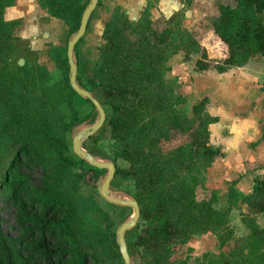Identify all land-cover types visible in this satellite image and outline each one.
Returning <instances> with one entry per match:
<instances>
[{"label": "trees", "instance_id": "1", "mask_svg": "<svg viewBox=\"0 0 264 264\" xmlns=\"http://www.w3.org/2000/svg\"><path fill=\"white\" fill-rule=\"evenodd\" d=\"M261 1L219 2L218 14L205 28L193 27L182 15L157 28L148 8L133 20L117 7L105 21L93 77L101 103L110 107L102 127L118 144L112 159L120 157L129 163L127 168L116 166V173L134 180L143 225L128 248L130 254L141 250L142 264H189L186 258H171L174 246L207 231L216 234L223 248L217 257L220 264L262 262L264 228L243 213L251 235L235 237L228 223L230 205L216 208L215 191L204 187L213 161L209 125L217 120L206 110L208 98L192 103L189 115L182 107L185 97L178 92V79L167 76L169 58L180 51L185 60L197 55V71L211 66L207 46L200 41L204 33L209 36L207 43L218 42L224 48L222 60L213 64L219 72L255 56L264 62V14L257 10ZM13 2L0 0V192L12 197L23 234L17 249L16 242L0 236V264H88L100 248L110 255H115L114 249L121 256L110 215L93 195L79 192L83 175L93 168L83 166L67 138L72 126L86 118L73 109L68 120L59 107L65 101L71 105L75 94L68 81L66 51L55 46L50 53L64 77L57 81L50 80L43 64L11 68L19 22L5 19L4 10ZM39 4L72 32L86 2L39 0ZM166 134L177 138L186 134V138L164 151L159 140ZM77 165L80 172L74 171ZM30 166L42 173L34 188L25 171ZM202 190L206 194L200 197ZM229 193L230 202L232 187ZM94 212L104 227L87 226ZM231 240L234 244L226 252ZM210 254L204 253L194 264H212L207 260Z\"/></svg>", "mask_w": 264, "mask_h": 264}, {"label": "crops", "instance_id": "2", "mask_svg": "<svg viewBox=\"0 0 264 264\" xmlns=\"http://www.w3.org/2000/svg\"><path fill=\"white\" fill-rule=\"evenodd\" d=\"M219 2L234 4L235 0H99L84 35L89 34L90 38V33L93 32L91 29L94 23L93 17L102 4L109 12L108 18L111 12L119 7L133 20L137 19L145 8H148L152 19L154 10H157L162 17L169 19L184 8L182 16L187 19L192 18L195 20L192 22L193 27H199L198 25L202 24L200 21L211 20L218 14ZM257 10L264 14V0L257 5ZM4 17L7 20L19 22L17 29L16 27L14 29L16 34L20 31V26L22 27V21H37L33 23V27L36 28L41 20L45 21L44 17H48L46 25L43 26V30H47V33L43 35L47 36L52 35L51 28L55 29L56 26L61 29L60 26L65 24L42 7L39 0H14L13 4L5 8ZM97 18L100 19V23L96 27L102 39L103 27L108 18L102 16ZM84 35L82 38H85ZM80 40L75 46L76 55ZM55 46L61 48L59 43ZM172 57L168 60L169 65ZM192 69L194 80L187 83V86L188 91L197 95L193 101L207 97L206 110L217 116V120L209 125V143L213 148L211 153L213 161L207 168L204 187L215 191L216 208H225L230 205L228 223L234 229L235 237L248 239L251 232L242 220L243 213L252 215L257 225L264 228L263 58L252 57L245 64L231 66L222 72L217 71L213 64L205 70L197 71L194 59ZM80 98L75 93L73 102L86 105V101ZM81 111L84 112L83 107ZM231 187L234 193L229 202ZM233 244L234 241L231 240L224 250L227 252ZM222 249L214 232H197L186 242L177 244L175 258H187L189 264H194L203 258L204 253L218 256ZM261 264H264V257Z\"/></svg>", "mask_w": 264, "mask_h": 264}, {"label": "rangeland", "instance_id": "3", "mask_svg": "<svg viewBox=\"0 0 264 264\" xmlns=\"http://www.w3.org/2000/svg\"><path fill=\"white\" fill-rule=\"evenodd\" d=\"M84 2H88V0H83ZM97 13L93 17V22L91 26V29L93 32L89 34H86L85 38H81L80 42L78 43V51H77V59H78V78L80 82L87 88L91 89L97 97L100 99L101 94L98 86L97 80L93 77V69L94 67L99 63V50L98 46L101 44V33L98 31L96 25L100 23V19L97 18L99 16L107 17L109 15L108 10L102 6H99L97 8ZM184 8L181 9L178 14H176L174 17H177L179 15H184ZM153 22L155 27L162 28L163 25H165L166 18L162 17L157 10H154L153 14ZM174 17L169 18L170 20ZM45 21L41 20L38 25H36V28L33 27V23L37 21H22V27L20 26V31L18 34H16V31L14 30V33L16 36L15 40V47L14 52L9 58V64L10 67L13 69H16L18 65H23L24 63H28L30 65L37 64H43L46 66L47 70L50 73V80L51 81H57L63 77L59 67L55 63V60L53 58L51 59L50 53L53 47L57 43L61 45L62 51H66V44H67V38L70 34L68 31V27L65 24H62L60 26L61 29H58V27L55 26L54 28H51L52 35H43V33H47V30H43V26H45V22L48 20V17H44ZM187 20V18H186ZM187 21L194 22L195 20H192V18H189ZM202 22L201 25H198L199 28H205L208 27L210 24V20L207 19L206 21H200ZM21 24V22H20ZM50 25V24H49ZM96 27V28H95ZM17 29V27H16ZM57 30V31H56ZM45 31V32H44ZM31 32V34H29ZM35 33V34H32ZM200 34V33H199ZM209 39V36L204 33L203 36L200 35V41L202 42V46H207L208 49V55L211 58L212 64L215 62H220L222 60L223 54H224V48L218 44V42H213L209 40L207 43L206 40ZM183 52L180 51L176 55L172 57L170 61L171 69L168 71L167 76L170 78L176 77L178 79V92L182 94L185 97V103L182 105L184 109L191 115L190 108L192 103H194L193 100L197 98V95L192 94L191 91H188V84L193 81V61L196 58V54H192V57L189 59L190 61L184 59ZM64 78V77H63ZM186 82V84H185ZM77 97H81L77 94ZM80 99H84L86 102V105H79L76 101H74L71 105L68 102H63L59 105V107L64 111L66 118L70 120L73 109L76 110L78 113V116L80 118H94L96 116V111L94 110V107L91 102H89L86 98L81 97ZM82 102V101H81ZM84 108V112L81 111V108ZM105 111L108 114L110 112V107L107 105H104ZM163 118V116H162ZM191 126L194 127V122L191 123ZM186 134H180L178 135V138L176 136L171 137L169 134L164 135L159 140V145L161 148L166 151L173 147L176 143L183 142ZM67 138L70 144V149L72 150V140H71V130H69L67 134ZM190 139V138H189ZM175 143V144H174ZM117 143L112 139L110 136V132L107 128L102 127L100 128L94 135L90 136L88 139H86L83 143V146L90 150L91 152H95L98 155H101L103 157H110L113 158V151L117 147ZM77 157V156H76ZM77 159H79L77 157ZM115 163L117 167L120 168H127L129 167V163L122 159V158H116ZM84 167L90 168L91 166L84 162ZM93 170V177L97 178L98 176L102 175L105 172V169H92ZM26 173L28 174V182L31 188H34L37 186L41 179V170L39 167H27L25 168ZM74 171L80 172L81 169L79 165L74 168ZM86 174L83 175L81 186L79 189V192L84 195H93L95 199L97 200L98 204L101 206L103 210H105L109 215L110 218L113 221L112 231L115 234V231L120 224V222L125 219L127 216H129L132 212V209L127 206H121V205H115L104 199L98 192L97 188L89 183L86 178ZM111 188L113 190H126L133 195L136 194V189L134 186V180L132 177L124 178L119 173H116L111 181ZM206 194L205 190L201 191L200 197H203V195ZM87 226L93 227L94 224H98V227H104L105 222L101 221L100 215L98 212H94L91 214L90 218L86 222ZM141 225H143V222L139 221L137 222L136 226L126 233V239L127 242L131 243L135 240L137 233L140 230ZM23 234V228L20 226L17 218V212H16V206L14 204V201L12 197L8 195H4L2 192H0V236L4 237L8 241L16 242V249L17 244L19 242L20 236ZM96 243V242H95ZM25 245H28L27 242H25ZM173 248L172 257L175 258V247ZM84 250H87L89 252L93 251L94 248L91 246H83ZM141 249V248H140ZM2 250L0 249V257H1ZM113 253L115 255H110L106 250L98 249V253L96 254L95 258H89L88 264H121L123 262L122 257L116 255V251L113 249ZM132 257L136 260L137 263H141V250L138 252L131 251ZM217 254H210L208 256V260L213 261L212 264H220V260L217 258ZM36 256H34V259ZM187 259V258H186Z\"/></svg>", "mask_w": 264, "mask_h": 264}, {"label": "water", "instance_id": "4", "mask_svg": "<svg viewBox=\"0 0 264 264\" xmlns=\"http://www.w3.org/2000/svg\"><path fill=\"white\" fill-rule=\"evenodd\" d=\"M98 2L99 0H88L81 13L78 27L70 32L67 38L66 57L68 63V81L70 87L75 93L89 100L96 111V116L94 118L85 119L72 126V151L84 162L88 163L91 168L105 169V172L97 178L93 177L92 169L89 170L85 176L86 180L97 188L99 194L104 199L112 204L127 206L132 209L131 214L123 219L118 225L115 231V241L123 263L138 264L129 252L128 242L126 239L127 231L134 228L140 218V205L138 200L135 195L126 190H113L111 188V181L116 174V163L112 158L103 157L93 153L83 146V143L86 139L94 135L100 128H102L107 117V113L100 99L91 89L81 84L77 77L78 59L75 46L85 34L90 17L98 5Z\"/></svg>", "mask_w": 264, "mask_h": 264}, {"label": "bare ground", "instance_id": "5", "mask_svg": "<svg viewBox=\"0 0 264 264\" xmlns=\"http://www.w3.org/2000/svg\"><path fill=\"white\" fill-rule=\"evenodd\" d=\"M85 147V146H84Z\"/></svg>", "mask_w": 264, "mask_h": 264}]
</instances>
